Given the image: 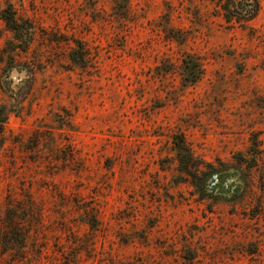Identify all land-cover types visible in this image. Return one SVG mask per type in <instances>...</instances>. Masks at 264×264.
Wrapping results in <instances>:
<instances>
[{
  "label": "rangeland",
  "instance_id": "obj_1",
  "mask_svg": "<svg viewBox=\"0 0 264 264\" xmlns=\"http://www.w3.org/2000/svg\"><path fill=\"white\" fill-rule=\"evenodd\" d=\"M226 1L0 0V264H264V0Z\"/></svg>",
  "mask_w": 264,
  "mask_h": 264
},
{
  "label": "trees",
  "instance_id": "obj_2",
  "mask_svg": "<svg viewBox=\"0 0 264 264\" xmlns=\"http://www.w3.org/2000/svg\"><path fill=\"white\" fill-rule=\"evenodd\" d=\"M239 4L242 5L244 13H247L248 11L246 10L245 6H249L248 0H228L223 4L224 17L227 21H229L232 17H235V19L239 18V20L241 17L242 20V16H236V13L239 9ZM256 7H258L257 2H255V8L252 10L254 11ZM244 13L241 14L245 15ZM0 18L4 22L5 26L12 32L13 36L12 40L8 41L6 44H9L10 48H12L13 50H15L16 48H20L21 50L28 48L30 42L32 41V24L28 20H18L9 5L6 8H2L0 10ZM73 43L74 46L70 49L68 57L73 64L79 67H83L86 57V50L80 41L73 40ZM9 68H12V65H10ZM7 115L8 113L5 107L0 106V147L3 144L4 140L3 133ZM177 147L179 149V152H185L186 150L184 142L182 143L181 138L179 139V142H177ZM195 177L197 179V187L203 192V182L201 180H198V176Z\"/></svg>",
  "mask_w": 264,
  "mask_h": 264
}]
</instances>
